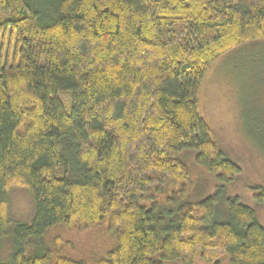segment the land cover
Here are the masks:
<instances>
[{
  "label": "trees",
  "instance_id": "16d2710c",
  "mask_svg": "<svg viewBox=\"0 0 264 264\" xmlns=\"http://www.w3.org/2000/svg\"><path fill=\"white\" fill-rule=\"evenodd\" d=\"M0 264H264V226L196 173L241 167L211 136L199 91L223 53L264 39V0H0ZM69 95L66 103L61 94ZM35 213L11 224L8 191ZM264 196V192H263ZM264 199V198H263ZM110 247L75 257L71 235Z\"/></svg>",
  "mask_w": 264,
  "mask_h": 264
},
{
  "label": "rangeland",
  "instance_id": "374dc122",
  "mask_svg": "<svg viewBox=\"0 0 264 264\" xmlns=\"http://www.w3.org/2000/svg\"><path fill=\"white\" fill-rule=\"evenodd\" d=\"M5 10L0 7V15ZM14 40L0 39L2 59H13ZM68 103L69 95L61 94ZM200 112L211 128V136L226 155L241 167L232 181L222 183L216 175L201 166L195 150L179 154L196 173V183L186 199L200 201L223 187L225 196H238L242 203L253 208L264 226V39L239 45L220 55L205 74L199 91ZM11 224L5 238L13 240L18 222L30 223L35 203L30 191L14 186L8 191ZM104 232L91 230L71 235L75 257L89 252H102L111 246L112 239ZM9 254H1L0 262H8ZM174 264H181L175 261ZM194 264H213L197 256ZM221 264H230V257H221Z\"/></svg>",
  "mask_w": 264,
  "mask_h": 264
}]
</instances>
